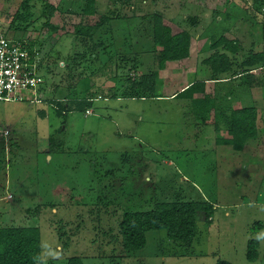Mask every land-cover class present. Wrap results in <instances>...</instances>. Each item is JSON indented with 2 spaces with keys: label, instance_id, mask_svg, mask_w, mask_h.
<instances>
[{
  "label": "rangeland",
  "instance_id": "374dc122",
  "mask_svg": "<svg viewBox=\"0 0 264 264\" xmlns=\"http://www.w3.org/2000/svg\"><path fill=\"white\" fill-rule=\"evenodd\" d=\"M23 1L0 0V36L38 50L42 82L23 102H0V228H37L43 264L70 257L82 264H264L262 101L221 75L204 90L214 113L200 124L183 115L186 101L129 92L132 80L152 71L155 17L190 36L187 65L167 64L154 82V95L172 94L191 76L210 78L202 61L219 37L236 42L231 73L264 51V0H94L90 17L85 0ZM100 16L110 20L90 38L75 34ZM88 77L100 97L86 104V115L70 101L85 97ZM130 95L136 98L123 97ZM60 107L65 116L56 114ZM242 107L256 109L257 136L235 152L216 141L228 137L230 110ZM177 201L213 205L210 225L196 222L190 248L159 230L145 233L141 250L122 251L123 213ZM256 222L262 226L252 234ZM249 239L258 243L253 262L244 256Z\"/></svg>",
  "mask_w": 264,
  "mask_h": 264
},
{
  "label": "trees",
  "instance_id": "16d2710c",
  "mask_svg": "<svg viewBox=\"0 0 264 264\" xmlns=\"http://www.w3.org/2000/svg\"><path fill=\"white\" fill-rule=\"evenodd\" d=\"M29 1L24 0L22 6L26 7ZM93 1L85 0L82 9L83 15L90 17L95 14ZM46 8L49 14L54 10L52 7ZM109 20L106 16H100L93 26L86 28L84 32H82V28L78 25L75 28V34L77 36L85 35V37L90 38L91 34ZM260 33L261 39L264 41V17L260 23ZM153 37L155 43L159 46V50L154 51L152 71L147 75L136 77L134 81L132 80L129 92L137 93L140 91L152 95L151 97L153 98L168 97L171 94L167 90L165 91V89L159 92V95H154L155 79L158 72L165 68L166 63L188 58L190 36L186 31L180 29L172 22L155 17ZM27 48L29 51H35L38 55V50H35L32 44H27ZM209 50L212 51L211 55L202 61V65L209 71V80H223V78L219 77L230 73V78L240 79L242 84L247 87L261 86L258 82L260 76L252 75L250 72L264 67V51L249 55L240 63L241 71L231 73L232 65L228 56H235L237 54L236 42L219 37L209 46ZM40 65L39 59L37 64L38 70L40 69ZM83 92L85 93L84 98L70 101L71 104L75 103L72 107L74 111L85 112L87 110L86 108H88L86 104L91 103L95 97H100L96 92L95 86L89 81V77L84 81ZM203 94L204 83L202 81H194L171 96L173 99L187 102L184 107V116L189 117L194 122L203 124L214 113L213 99L204 97ZM194 95H200L201 97L194 98ZM123 97L136 98L133 95ZM107 98L115 97L111 94V97L108 96ZM65 110V107H60L56 109V114L65 116ZM40 116L43 118L42 114ZM255 119L256 111L253 107H242L230 110L227 118L224 119L228 137L218 139L216 143L227 146L235 152L241 151L246 141L256 137ZM212 211V205L205 201H177L155 203L152 209L148 211L125 212L122 214L118 223L121 249L125 253H134L141 250L145 245V233L159 230L165 231L167 240L178 243L185 248H190L197 233L196 222L201 220L205 225H210L208 219ZM260 228L261 224L256 222L250 229V232L256 234ZM257 247L258 243L254 239H249L246 242L244 256L247 262L256 260ZM0 264H43L37 228H0ZM66 264L82 263L78 257H70ZM215 264L229 263L218 260Z\"/></svg>",
  "mask_w": 264,
  "mask_h": 264
},
{
  "label": "built area",
  "instance_id": "2783aa9c",
  "mask_svg": "<svg viewBox=\"0 0 264 264\" xmlns=\"http://www.w3.org/2000/svg\"><path fill=\"white\" fill-rule=\"evenodd\" d=\"M38 60L37 53L29 51L26 42L0 36V102H23L24 96L35 95L42 82Z\"/></svg>",
  "mask_w": 264,
  "mask_h": 264
},
{
  "label": "crops",
  "instance_id": "0c3cea01",
  "mask_svg": "<svg viewBox=\"0 0 264 264\" xmlns=\"http://www.w3.org/2000/svg\"><path fill=\"white\" fill-rule=\"evenodd\" d=\"M188 59L189 58H186V59H183V60H180V61H176V62H169V63H166L165 64V68L164 69H166V67H167V64H170V66H174V64H180V63H182V64H185V65H187V62H188ZM189 67V66H188ZM163 69V70H164ZM162 70V71H163ZM252 75H259L260 76V78H259V83H260V85L261 86H258V87H252V88H250V87H247V86H245V85H243L242 84V82L240 81V79H238L237 81H239L242 85H240L241 86V90L242 91H245V92H247L249 95L251 94V92H254L255 93V96H256V98L258 97L261 101H262V104H260V105H264V67L263 68H258L257 70H253V71H251L250 72ZM192 77V76H191ZM188 78V79H190L187 83H184L179 89H176L175 91H173L172 92V94H174L175 92H178V91H180L182 88H184L186 85H188V84H190V83H192V82H194V81H196V80H194V78ZM228 79H230V78H228ZM230 80H234V79H230ZM219 81H221V80H219ZM236 81V82H237ZM203 83H204V90H205V88L207 87V84H209V83H213V81L212 80H209V78H206V80H203L202 81ZM217 83H220V82H217ZM244 83V82H243ZM164 91V90H163ZM171 94V95H172ZM168 96V97H162V99H173L172 98V96ZM194 98H198V97H200V95H194L193 96ZM98 98V97H97ZM228 99H230V97H227ZM116 99H118V98H116ZM95 100V99H94ZM177 100V99H176ZM258 100V99H257ZM179 101H181V100H179ZM183 102V101H182ZM185 102V101H184ZM186 104V103H185ZM185 107V105H182V108H184ZM237 109V108H236ZM255 109V108H254ZM88 110V109H87ZM184 110V109H183ZM255 111H256V109H255ZM256 120H257V111H256V119H255V127H256ZM194 123H196V122H194ZM256 136H257V127H256ZM256 138V137H255ZM254 138V139H255ZM253 140V139H252ZM246 143V142H245ZM220 146H223V145H220ZM210 204V203H209ZM212 207H213V205H212ZM262 226V225H261Z\"/></svg>",
  "mask_w": 264,
  "mask_h": 264
}]
</instances>
